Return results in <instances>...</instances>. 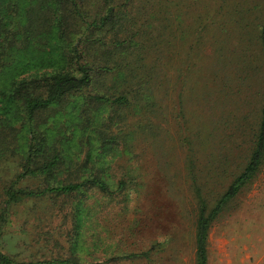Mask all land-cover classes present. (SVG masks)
Returning a JSON list of instances; mask_svg holds the SVG:
<instances>
[{"label": "rangeland", "instance_id": "rangeland-1", "mask_svg": "<svg viewBox=\"0 0 264 264\" xmlns=\"http://www.w3.org/2000/svg\"><path fill=\"white\" fill-rule=\"evenodd\" d=\"M77 1L83 13L81 2L96 11L100 0ZM138 2L149 0H125V7L134 10ZM155 4L168 10L169 39L154 113L105 107L98 121L82 119L84 129L78 130L77 105L87 88L46 120L49 128L55 121L69 139L56 145L69 159L66 169L17 179V158L0 164V252L13 263L195 264L189 165L212 205L251 147L262 71L256 35L264 22V0H158L144 8ZM36 61L51 60L41 53ZM46 66L23 75L52 73ZM0 118L22 130L20 145L27 134L18 115L0 104ZM95 130L115 142L92 143L88 138ZM126 133L125 148L115 137ZM93 178L109 192L87 187L17 203L5 197L7 188L40 191ZM205 248L206 264H264V160L211 222Z\"/></svg>", "mask_w": 264, "mask_h": 264}, {"label": "trees", "instance_id": "trees-1", "mask_svg": "<svg viewBox=\"0 0 264 264\" xmlns=\"http://www.w3.org/2000/svg\"><path fill=\"white\" fill-rule=\"evenodd\" d=\"M157 1L149 0L142 5L138 2L132 10L125 7V0L117 6L113 0H100L96 11L81 2L83 14L77 0H0V104L4 110L18 115L27 134L17 145L22 130L0 118V164L17 158L21 171L17 179L47 177L67 168L69 159L57 151L56 145L58 141L68 144L69 139L59 132L55 121L49 128L46 120L50 113L60 112L67 98L77 92L89 88L84 102L77 105L78 130L84 129L82 119L98 121L105 107L123 111L134 106L138 113L139 109L154 113L156 90L162 88L165 81L164 51L169 39L167 8L156 4L149 10L144 8ZM256 41L262 70L259 71L258 117L242 166L214 203L208 205L189 165L196 206L195 264H206V235L211 222L225 203L251 181L264 160V22L258 26ZM41 53L51 60L48 64L46 61L37 63L36 58ZM188 62L187 53L183 65L187 66ZM46 65L51 67L52 73L36 71L23 75L32 69L44 70ZM185 71L189 70L185 67ZM89 106L94 109L90 110ZM88 111H91L90 116ZM143 127L149 128V122ZM129 138L130 133L115 137L125 148ZM88 139L92 143L115 142L96 130ZM63 144H59L61 149ZM87 187L109 192L102 180L93 178L40 191L7 188L5 197L7 202L17 203L46 193L68 195ZM0 264L15 263L0 252ZM43 264L78 263L53 260Z\"/></svg>", "mask_w": 264, "mask_h": 264}]
</instances>
